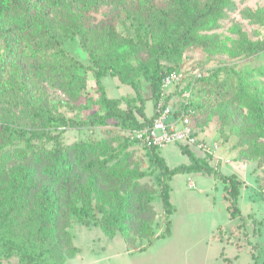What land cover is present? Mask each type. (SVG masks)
<instances>
[{"label":"trees","instance_id":"obj_1","mask_svg":"<svg viewBox=\"0 0 264 264\" xmlns=\"http://www.w3.org/2000/svg\"><path fill=\"white\" fill-rule=\"evenodd\" d=\"M109 2L0 0V264L12 258L17 264H65L78 253L68 231L75 223L98 226L108 237L120 234L129 246L135 245V237L151 245L155 191L140 182L153 172L131 165L130 141L114 135L109 142L92 137L67 145L64 131L103 127L110 121L127 131L151 124L154 112H145L141 83H148L154 110L163 76L185 68V56L193 50L231 61L264 52V40L251 41L237 25L231 28L235 39L217 33L236 0H169L162 8L151 0H136L128 12L129 24L122 22L124 33L112 23L95 24L90 15ZM250 17L264 24L260 12ZM74 38L88 65L63 49ZM197 70L187 67L188 72ZM85 71L95 80L97 95L86 102L97 110L86 118L67 119L42 86L77 105L87 88ZM106 76L134 93L109 98L101 83ZM258 78L264 81V65L212 68L192 88L190 83L179 86L166 104L176 115L189 114L196 130L199 116L214 112L221 126H229L237 137L236 146L248 152L253 139L264 140V82ZM183 90L190 91L188 99L182 98ZM36 143L50 147L37 151ZM143 147L160 172L159 197L166 215L174 212L169 181L192 173L222 181L230 217L240 215L242 183L218 172L211 157H198L189 146L179 145L189 164L169 168L158 148ZM252 150L261 165L264 143Z\"/></svg>","mask_w":264,"mask_h":264},{"label":"rangeland","instance_id":"obj_2","mask_svg":"<svg viewBox=\"0 0 264 264\" xmlns=\"http://www.w3.org/2000/svg\"><path fill=\"white\" fill-rule=\"evenodd\" d=\"M151 1L160 8L169 2ZM135 2L136 0H110L90 15L95 24L112 23L118 31L124 33L122 22L129 24L128 12L133 9ZM235 4V9L221 21V28L217 33L221 38L235 39L238 35L233 33L231 28L237 25L251 41H263L264 24L250 15L260 12L264 18V0H236ZM63 49L73 58L88 65L87 54L82 50L77 38L65 42ZM185 60V68L194 66L202 70L203 74H207L208 70L216 67L228 66L238 69L263 66L264 52L248 59L231 61L221 56L208 57L201 50H193L186 54ZM85 76L87 88L77 105L69 103L61 92L47 84L42 86L49 102L67 119L86 118L97 110V106L86 102L97 98L95 80L89 71H85ZM258 80L263 81L260 78ZM101 83L109 98L120 99L124 95L134 93L131 87L121 84L111 76L101 79ZM140 93L147 100L145 112L150 116L153 113V103L149 99L148 83H141ZM87 105L89 106L86 107ZM120 105L125 108L123 104ZM198 122H201L196 127L200 132V140H215L221 143L219 155L223 159L214 161L211 165L222 174L236 176L242 185L247 183L245 188L241 187L242 195L237 206L240 215L234 219L230 217L226 209L228 201L222 181L216 176L200 173L178 174L172 177L169 186L174 212L171 216L166 215L159 197L160 172L154 170L156 164L150 151L133 141L129 130L116 127L112 121L107 126L93 129L67 128L62 136L63 143L67 145L92 137L103 138L108 142L114 135L127 138L130 141L131 165L135 164L141 170L153 172L140 183L147 184L155 191V199L151 203L154 211V240L151 245L148 246L145 239L139 240L135 237V245L129 246L120 234L108 237L98 226L75 223L68 231L72 234L78 253L65 264H264V162L259 165V159L250 155V152H254L252 146L264 143V140L253 139L249 145L251 148L246 152L244 148L236 146L237 137L229 126H221L214 112L200 115ZM42 147L49 148L50 145L43 143L40 146V143H36L37 151H41ZM190 149L196 156H203L196 147ZM159 155L169 168L189 164L188 157L173 143L160 148ZM191 182L193 187H189ZM164 234L166 235L163 237ZM2 264H17V260H4Z\"/></svg>","mask_w":264,"mask_h":264},{"label":"built area","instance_id":"obj_3","mask_svg":"<svg viewBox=\"0 0 264 264\" xmlns=\"http://www.w3.org/2000/svg\"><path fill=\"white\" fill-rule=\"evenodd\" d=\"M203 76L202 71L188 72L187 68L182 70H173L166 73L161 81V96L153 110L154 118L151 124L137 130L128 131L133 141L148 148H162L167 144H176L181 146L196 147L203 157H211L213 161L222 160L221 143L218 141H209L199 139L200 133L191 126L190 115L182 111L175 114V109L166 104V98L172 94L179 86L190 83L192 88L199 78ZM182 98L188 99L190 91L183 90ZM193 187V183L189 184ZM264 198V187L262 188Z\"/></svg>","mask_w":264,"mask_h":264},{"label":"crops","instance_id":"obj_4","mask_svg":"<svg viewBox=\"0 0 264 264\" xmlns=\"http://www.w3.org/2000/svg\"><path fill=\"white\" fill-rule=\"evenodd\" d=\"M151 116V115H150ZM247 183H245L244 185H242L244 188L247 186L246 185ZM241 195H242V188L240 189V195H239V197H238V205H239V200H240V197H241Z\"/></svg>","mask_w":264,"mask_h":264}]
</instances>
